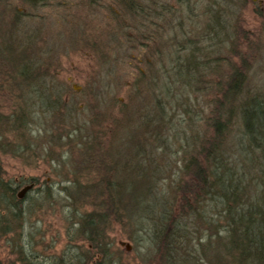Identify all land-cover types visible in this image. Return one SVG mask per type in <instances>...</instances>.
Segmentation results:
<instances>
[{
	"label": "rangeland",
	"instance_id": "rangeland-1",
	"mask_svg": "<svg viewBox=\"0 0 264 264\" xmlns=\"http://www.w3.org/2000/svg\"><path fill=\"white\" fill-rule=\"evenodd\" d=\"M138 1L140 5L150 4L146 0ZM159 1L173 9L168 13L169 20L165 18L169 23L166 25L164 19L160 18L155 21L157 26H153V29L156 31L154 27L162 26L169 28L174 39L171 44L182 40L188 42L189 39L197 41L196 36L204 28L208 16L213 14L225 29L223 43L220 41L222 44L211 51L214 54L210 55L214 69L197 76L189 82L190 86L171 79L174 78L173 45L163 60L149 55L158 40L167 41L166 35L157 34V38L151 42L146 36H136L133 30L122 29L118 23L114 24V16L104 7L107 4L105 0H94L93 3L89 0H50L45 4H37L35 0L32 6L10 0L17 5L18 11L28 13L29 18L22 19L11 10L0 14L1 21H12L9 29L16 32L14 41L18 42L17 39L23 38L26 33L32 34L29 35L32 39L29 44L27 42L28 46L25 43L32 49L29 54L33 52V55L40 57V72H46L52 79L46 85L50 86L52 95L60 93L59 103L66 104L60 106L59 113L55 110L41 113L33 109L35 121L29 125L33 151L25 152L22 157L15 156L8 148L0 150V167L7 180L14 185L20 183L17 192L30 183V178L34 182L28 195L33 196L36 203L33 204L29 198L22 204L27 214L31 211V216L24 221V236L20 243L26 247L24 249L28 251V256L41 264H49L59 257L73 258L77 249L75 245L82 247L79 248L81 253L85 251L86 243L77 239L75 229L79 216L90 210L81 198L73 203L74 206H68L70 199L65 191H73L74 183L78 182L86 189V183L94 181L97 184L96 181L100 182L107 173L106 165L102 170H95L91 165L87 156L89 152L83 145H86V134H98L95 141L103 143L99 148L95 147L92 154L100 153L105 143L109 142V152L116 158L120 157L119 164L123 165V157L126 159L131 154L125 152L138 146L135 137L139 130L137 124L143 125L141 118L151 116L153 110L150 107L154 101L164 100L162 113L168 124L163 126L159 115L155 120L158 122L155 130L151 125L149 133L153 136L150 134L148 139L152 141L146 146L144 156L148 166L156 171L153 176L157 179V190L168 197L184 158L195 153L196 145L190 142L188 144L191 146L188 145L186 136L202 133L199 118L204 111L205 114L208 112V104L219 95L218 89L224 86L233 68L245 67L246 83L242 96L264 97V0H186L183 6L178 0ZM184 15L186 20H182L180 32L177 25ZM186 45L183 43L182 47ZM185 53L182 51L180 56ZM4 58L0 52V62L7 67ZM241 62H244L243 67ZM139 71L146 76H138ZM2 83L3 79L0 78V104L6 113L8 92L2 88ZM163 88L166 89L164 99ZM232 134L235 137L236 133ZM3 137L2 140L6 141L13 139L11 134L5 133ZM17 142L25 145V140ZM106 162L108 165L112 163L110 159ZM85 163L89 169H86ZM135 164L134 160L129 162V166ZM131 176V172L125 171L117 177L124 184L121 189L126 192L124 199L129 197L130 189L134 190L135 195H140L138 192L144 187L139 177H134L132 181L124 180ZM46 184L53 198L42 202L38 199L41 195L38 191L44 189ZM99 187L102 191L103 186L99 184ZM116 189L115 192L120 190ZM139 200L136 199L135 209L132 204H127V208L132 207L136 212L132 217L134 220L142 214L143 203ZM112 203L113 207L121 208L117 197ZM181 219L180 222L185 221L186 227L191 230L190 218ZM109 230L110 249L114 257H120L124 264H159L158 254L149 237L150 230H140L134 240L127 236L130 232L127 225L122 226L114 221ZM72 236L74 240H71ZM10 245H13L11 240L9 242L8 238L0 236V258L7 263H11L15 257ZM181 259H185L183 254Z\"/></svg>",
	"mask_w": 264,
	"mask_h": 264
},
{
	"label": "trees",
	"instance_id": "trees-1",
	"mask_svg": "<svg viewBox=\"0 0 264 264\" xmlns=\"http://www.w3.org/2000/svg\"><path fill=\"white\" fill-rule=\"evenodd\" d=\"M19 1L29 6L35 4V0ZM48 1L50 0H37V4ZM105 1L107 4L104 7L114 16V24L118 23L122 29L133 30L136 36L141 34L151 42L160 33L166 35L167 41L158 40L149 55L163 60L164 56L167 58L173 45L175 56L172 60V81L179 80L190 86L189 82L197 76L214 69V62L210 57L214 54L211 51L226 38L225 29L218 23L215 14L208 16L207 23L196 36L197 41L189 39L188 42L179 41L181 45L171 44L174 40L171 38V30L162 26L154 27V31L153 26H157L155 21L160 18L167 25L169 21L166 22L165 18L169 20L168 13L173 8L159 0H146L150 3L147 5H140L138 0ZM178 1L180 5L186 2ZM5 10H11L14 15L22 16V19L29 18L28 13L18 11L17 5L10 0H0V14ZM182 20H186V15L178 23L179 29L182 28ZM11 23V20H0V52L7 59V62L5 58L4 61L8 65L4 67L0 62L2 88L8 92L6 113L2 111L0 104V150L8 148L15 156L23 157L25 152L34 150V144L29 140V125L35 121L33 109L41 113H49L51 110L59 113L60 106L65 103H59L60 93L52 95L50 86L46 85L52 79L46 72H40V57L33 55V52L29 54L32 49L27 46L32 39L29 35L32 34L26 33L23 38L18 37V42L14 41L17 36L13 29H9ZM183 43L187 44L186 47H182ZM182 51L186 52L184 56H180ZM241 63L243 67L244 62ZM244 68H233L224 86L218 89L219 95L208 104V112L202 113L199 118L202 133L186 136L187 144L190 142L191 145H196L195 153L184 158L168 197L166 193L157 190V179L153 176L156 171L148 166L144 156L146 146L152 141L148 139L151 125L155 130V125L158 124L155 120L159 115L161 124H168L162 113L164 100L153 102L150 107L153 110L151 116H140L143 125L137 124L139 130L134 135L138 139V146L125 152L131 154L126 159L123 157V165L119 164L120 157L116 158L109 152V142L105 143L107 146L104 145L100 153L92 154L91 151L103 143L95 141L98 134H86V145H83L89 152L87 156L91 165L95 170L105 169L106 165L107 172L100 182L96 181L97 184L87 181L86 189L78 182L74 183L73 191H65L70 199L68 206H74L73 203L81 198L90 210L79 216L75 229L77 239L86 243V248L81 253L79 248L82 247L75 245L77 249L73 258L59 257L60 259L53 262L51 260L49 264H124L120 257H114L110 249L108 232L114 221L129 227L127 236L131 240H134L140 230H150L149 237L158 254L159 264H264V97L242 96L246 83ZM138 76L146 75L139 71ZM140 80L143 82V79ZM198 81L200 82L199 79ZM162 95L164 99V88ZM59 118L62 119L61 116ZM74 130L76 128L73 133ZM232 132L236 133L235 137ZM5 133L12 135V141L2 140ZM19 140H25V145L19 144ZM108 159L112 162L109 165L106 162ZM132 160L135 161V166H129ZM86 169L89 166L86 165ZM125 171L131 172L132 176L123 177L124 180L132 181L134 177L142 179L144 187L138 192L140 195H135L134 190L130 189L129 197L123 198L126 194L121 190L124 184L117 177L122 176ZM14 184L5 178L0 167V236L13 242L10 250L15 256L11 263L0 258V264H41L34 257L28 256V251L24 249L26 247L20 243L24 236V221L31 216V206L28 207L30 213L27 214L22 204L29 198L33 204L36 203L33 202V196L28 195L34 182L30 178V183L27 184H32V187L22 198H18L16 191L20 183ZM99 184L103 186L102 191L98 189ZM48 186L46 184L44 189L38 191L41 192L38 199L42 202L53 198ZM114 186L120 190L115 192L117 189ZM116 197L121 208L113 207L112 202ZM136 199L143 203V210L140 218L134 220L132 217L136 212L132 207L127 208V204H132L135 209ZM129 209L133 211L129 212ZM182 217L190 218L191 230L186 227L185 221L180 222ZM72 238L74 240L73 236ZM179 252H183L185 259H181L182 254L179 255Z\"/></svg>",
	"mask_w": 264,
	"mask_h": 264
},
{
	"label": "water",
	"instance_id": "water-1",
	"mask_svg": "<svg viewBox=\"0 0 264 264\" xmlns=\"http://www.w3.org/2000/svg\"><path fill=\"white\" fill-rule=\"evenodd\" d=\"M32 187V184L25 185L17 194L18 198H22L23 195ZM128 248V247H127Z\"/></svg>",
	"mask_w": 264,
	"mask_h": 264
},
{
	"label": "bare ground",
	"instance_id": "bare-ground-1",
	"mask_svg": "<svg viewBox=\"0 0 264 264\" xmlns=\"http://www.w3.org/2000/svg\"><path fill=\"white\" fill-rule=\"evenodd\" d=\"M23 187H24V186H23ZM23 187H22V188H23ZM22 188H21V189H22Z\"/></svg>",
	"mask_w": 264,
	"mask_h": 264
},
{
	"label": "flooded vegetation",
	"instance_id": "flooded-vegetation-1",
	"mask_svg": "<svg viewBox=\"0 0 264 264\" xmlns=\"http://www.w3.org/2000/svg\"><path fill=\"white\" fill-rule=\"evenodd\" d=\"M24 196V195H23Z\"/></svg>",
	"mask_w": 264,
	"mask_h": 264
}]
</instances>
